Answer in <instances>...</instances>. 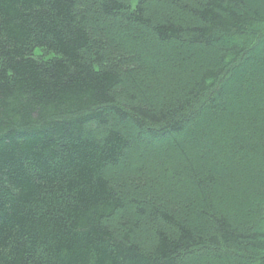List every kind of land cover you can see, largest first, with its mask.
Returning <instances> with one entry per match:
<instances>
[{"label":"trees","instance_id":"trees-1","mask_svg":"<svg viewBox=\"0 0 264 264\" xmlns=\"http://www.w3.org/2000/svg\"><path fill=\"white\" fill-rule=\"evenodd\" d=\"M0 264H264V0H0Z\"/></svg>","mask_w":264,"mask_h":264},{"label":"rangeland","instance_id":"rangeland-1","mask_svg":"<svg viewBox=\"0 0 264 264\" xmlns=\"http://www.w3.org/2000/svg\"><path fill=\"white\" fill-rule=\"evenodd\" d=\"M125 3H129L131 6H134L137 2V0H123ZM35 56L38 58H43V59H49L52 57L50 53L43 49H38L35 51Z\"/></svg>","mask_w":264,"mask_h":264}]
</instances>
